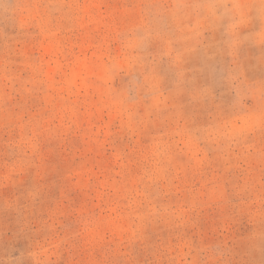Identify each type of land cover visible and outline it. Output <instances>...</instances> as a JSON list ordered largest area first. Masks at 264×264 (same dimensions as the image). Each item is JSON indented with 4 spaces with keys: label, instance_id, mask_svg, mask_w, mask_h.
<instances>
[{
    "label": "rangeland",
    "instance_id": "obj_1",
    "mask_svg": "<svg viewBox=\"0 0 264 264\" xmlns=\"http://www.w3.org/2000/svg\"><path fill=\"white\" fill-rule=\"evenodd\" d=\"M0 264H264V0H0Z\"/></svg>",
    "mask_w": 264,
    "mask_h": 264
}]
</instances>
